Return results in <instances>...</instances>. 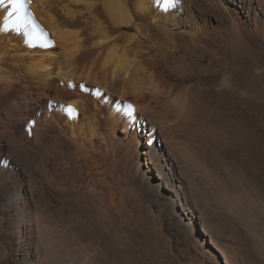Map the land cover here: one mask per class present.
I'll use <instances>...</instances> for the list:
<instances>
[{"label": "bare ground", "instance_id": "1", "mask_svg": "<svg viewBox=\"0 0 264 264\" xmlns=\"http://www.w3.org/2000/svg\"><path fill=\"white\" fill-rule=\"evenodd\" d=\"M27 10L17 21L0 3V264H132L92 239L82 203L118 209L124 182L159 212L173 257L177 242L190 257L196 236L201 261L246 264L231 234L264 220V197L223 159L218 126L163 62L264 50V0H31Z\"/></svg>", "mask_w": 264, "mask_h": 264}, {"label": "rangeland", "instance_id": "2", "mask_svg": "<svg viewBox=\"0 0 264 264\" xmlns=\"http://www.w3.org/2000/svg\"><path fill=\"white\" fill-rule=\"evenodd\" d=\"M217 47L215 54L194 53L201 63L189 60L184 51V56L177 60L178 67L163 63L170 75L192 85L199 115L207 123L218 126L223 159L244 168L248 183L252 182L264 197V50L254 46L232 55L223 47ZM65 147L73 149L68 143ZM128 184L122 183L124 203L118 209H105L98 201L83 200L95 224L90 232L93 240L108 243L118 250L117 255L128 258L132 264H225L221 254L210 255L211 262L201 261L197 251L207 242L196 236L190 241V257L179 242L173 257L168 242L160 235L163 231L159 212L143 192ZM250 217L247 225L242 220L240 224L237 222L235 230L238 231L234 230L231 239L241 248L238 251L245 257L246 264H264V220ZM155 249L158 254L153 253Z\"/></svg>", "mask_w": 264, "mask_h": 264}, {"label": "snow or ice", "instance_id": "3", "mask_svg": "<svg viewBox=\"0 0 264 264\" xmlns=\"http://www.w3.org/2000/svg\"><path fill=\"white\" fill-rule=\"evenodd\" d=\"M2 2L3 0H0V3ZM9 3L11 4L13 12L17 13V16H16L17 21H20L25 13H27V15L31 17L30 11L27 10V4L31 3V0H9ZM9 15H12V13L10 12ZM7 27L8 25L5 24V30L7 29ZM16 30L19 31L20 30L19 27H17ZM44 35H46V33H44ZM44 46H47V45H44ZM53 103H54L53 101H49V106H51ZM69 110L70 111L72 110L71 105L69 106ZM30 123L35 124V121H30Z\"/></svg>", "mask_w": 264, "mask_h": 264}]
</instances>
